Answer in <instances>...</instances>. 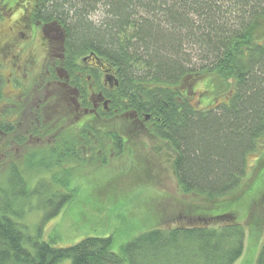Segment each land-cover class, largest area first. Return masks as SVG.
Here are the masks:
<instances>
[{"label": "trees", "instance_id": "obj_1", "mask_svg": "<svg viewBox=\"0 0 264 264\" xmlns=\"http://www.w3.org/2000/svg\"><path fill=\"white\" fill-rule=\"evenodd\" d=\"M38 1L41 16L66 30L71 60L97 54L119 85L110 111L102 120L87 118L76 134L61 132L37 114L32 137L50 134L49 142L29 147L16 161L0 145V167L9 161L12 180L9 193L3 195L0 186V264H236L247 231L264 237V216L254 213L264 203V37L257 34V25L264 24V0ZM98 11L104 17L95 21ZM199 83L211 99L205 107L202 96L194 98ZM119 114L123 125L109 129L104 121ZM11 125L0 121L6 134ZM142 130L174 150L173 171L183 193L222 201L160 209L161 217L178 219L171 226L142 208L143 230L118 250L114 235L53 246L40 238L42 226L31 235L13 217H21L32 198L46 209V220L60 213L76 192L69 186L73 170L109 165L111 155L121 157ZM255 154L260 157L252 171ZM59 185L69 186L67 192ZM240 200L248 208L242 219ZM256 264H264V240Z\"/></svg>", "mask_w": 264, "mask_h": 264}, {"label": "rangeland", "instance_id": "obj_2", "mask_svg": "<svg viewBox=\"0 0 264 264\" xmlns=\"http://www.w3.org/2000/svg\"><path fill=\"white\" fill-rule=\"evenodd\" d=\"M103 17L104 14L101 11L94 13L92 16L95 21H100ZM257 34L264 37L263 23L257 25ZM27 77L26 80L22 81L24 85L20 89L12 87L9 83L6 84L4 88L6 96L3 95V99H1L3 102H8L11 107H15L16 111H20L21 103H25V100L21 101L22 92L33 93V97L26 98L28 107L22 109L18 114L19 116L15 118L16 128L19 130H16L15 134L31 129L34 120L38 117L37 114H40L44 123L54 124L61 132L65 129L62 126L60 127L59 124L66 123L67 127L65 128L68 129L71 126L69 132L76 134L81 127H76L77 123L80 122L81 124L84 119H77L76 113L73 114L72 109L68 107L69 100L62 98L61 93L64 87L58 82H52L48 85L46 83L45 87L41 86L42 81L35 77V73ZM44 88L47 89L46 97L48 98L44 97L41 92H36V90H43ZM194 88L197 90L194 98L197 100L199 96H202L200 97L202 100L201 106L205 107L211 101L207 95L202 94L205 86L199 83L195 84ZM9 94L12 95L9 97ZM44 103L45 106L40 107V104ZM5 108L6 106L1 109ZM6 111H9V108ZM121 118L122 115L119 114L112 119L107 118L104 122L109 126V129H113L115 126L121 127L123 125ZM43 132L44 130L41 129V133ZM8 138L6 136L0 140V145H4V150L15 158L9 157L16 161L21 159L24 153H27L29 147H43L53 137L35 136L26 143L21 142L18 144L12 143ZM6 144H9V147L6 148ZM1 154L2 151L0 150V160H2L1 158L4 159ZM174 155L175 152L167 141L149 137L142 130L141 138L130 141L129 147L125 149L121 157L115 158L114 154L111 155L109 165L105 166L98 162L90 164L91 166L87 165L73 170L69 186L75 187L76 192L73 198L62 206L60 213L46 220V209L40 207L36 198H32L30 204L23 206V210L20 212L23 211L22 216L19 217L13 214V217L26 225L27 232L31 235L37 234L39 227L42 226L40 238L53 246H70L78 243L86 236L114 235V248L118 250L122 243L143 230L145 212L142 208L152 209L159 218L162 215L160 209L174 208L181 202L206 204L208 206L217 201H222L211 200L194 193H183L178 186L173 171ZM259 157L256 154L250 157L252 171L253 165ZM262 158L264 159V155ZM10 166L9 161H7L3 170L0 167V186L4 190L3 195L9 193L12 189L9 185L12 182L9 177L11 173ZM45 176L50 180L49 172H46ZM69 186L59 185V189L62 192H67ZM241 203L240 200L238 202L240 219L248 211V208L242 206ZM218 211H223V209H217L216 212ZM254 213L258 219L264 216V203H259ZM161 218H163L162 226L179 223L178 219L176 220L175 217L170 215ZM153 223L155 221L146 222L148 225ZM263 240L264 237L256 239V237H252L251 231H247L244 253L236 264H256Z\"/></svg>", "mask_w": 264, "mask_h": 264}, {"label": "flooded vegetation", "instance_id": "obj_3", "mask_svg": "<svg viewBox=\"0 0 264 264\" xmlns=\"http://www.w3.org/2000/svg\"><path fill=\"white\" fill-rule=\"evenodd\" d=\"M38 4V0H0V83L3 95L6 96V84L20 89L24 85L22 81L35 73V77L42 81L41 86L58 82L64 87L62 98L69 100L68 107L73 114L76 113L77 119H84L76 127L87 118L102 119L103 113L110 111L116 87L115 81L107 77L113 75L118 78L116 73L106 60L93 52L71 60L66 47V30L57 20L44 19L42 11L37 9ZM36 92L47 96L45 88ZM30 97L33 93L22 92L21 101L25 100V103H21L20 111L0 100V121L5 119L13 127L9 134L0 127V134L8 136L12 143L18 144L22 137L26 143L32 138V128L15 134L16 130L19 131L15 118L26 108V98ZM44 106L45 103L40 104V107ZM7 108L11 114L7 113ZM59 125L65 129L63 132L72 128H65L66 123Z\"/></svg>", "mask_w": 264, "mask_h": 264}, {"label": "water", "instance_id": "obj_4", "mask_svg": "<svg viewBox=\"0 0 264 264\" xmlns=\"http://www.w3.org/2000/svg\"><path fill=\"white\" fill-rule=\"evenodd\" d=\"M107 78H108L109 80H114L116 86L119 85V80H118V78H116L115 76H113V75H109Z\"/></svg>", "mask_w": 264, "mask_h": 264}]
</instances>
